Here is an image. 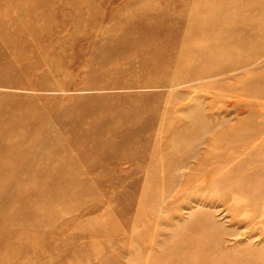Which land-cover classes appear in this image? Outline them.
Listing matches in <instances>:
<instances>
[{
	"label": "rangeland",
	"instance_id": "1",
	"mask_svg": "<svg viewBox=\"0 0 264 264\" xmlns=\"http://www.w3.org/2000/svg\"><path fill=\"white\" fill-rule=\"evenodd\" d=\"M208 1L0 0V264H264V0Z\"/></svg>",
	"mask_w": 264,
	"mask_h": 264
},
{
	"label": "bare ground",
	"instance_id": "2",
	"mask_svg": "<svg viewBox=\"0 0 264 264\" xmlns=\"http://www.w3.org/2000/svg\"><path fill=\"white\" fill-rule=\"evenodd\" d=\"M218 1L222 3V0H218ZM223 1H226V0H223ZM207 3H208L207 6L209 7L211 5V0H209ZM224 4H226V3H224ZM224 4L221 5V6L218 5V9L226 11L230 7L229 5H228V7H226V5H224ZM251 10H252V8H251ZM205 30H207V29H205ZM205 30H203V31H205ZM219 37H223V35H220ZM228 44H226L225 46H227ZM221 45L223 46V43H221ZM219 47H221V46H219ZM221 52L222 53L224 52L222 50V48H218L217 54H219V55L216 56V57H219V58L216 59L215 62H220V60L222 61L223 55H221ZM240 64H243V66L246 67L243 62H240L239 65ZM239 67L241 69L244 68L242 66H239ZM218 69H219V71L216 73V75H222V74H226V73H231L232 74L233 73V70L232 69H228L227 67H220ZM259 80H260V78H256V80L254 81V88L251 89V91H252L251 93L254 96L258 97V98H262V95L264 96V86L260 85V83L258 82Z\"/></svg>",
	"mask_w": 264,
	"mask_h": 264
}]
</instances>
